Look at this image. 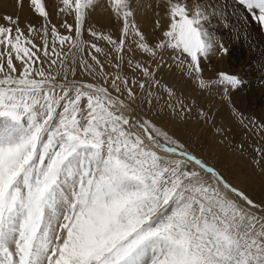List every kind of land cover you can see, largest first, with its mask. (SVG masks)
Masks as SVG:
<instances>
[{"label": "snow or ice", "instance_id": "6c2138e0", "mask_svg": "<svg viewBox=\"0 0 264 264\" xmlns=\"http://www.w3.org/2000/svg\"><path fill=\"white\" fill-rule=\"evenodd\" d=\"M16 6L23 26L0 18V264H264V199L189 146L195 126L219 145L234 131L209 98L223 86L243 138L232 151L256 138L264 174V121L231 104L243 79H206L202 64L230 54L214 25L250 18L264 35V0Z\"/></svg>", "mask_w": 264, "mask_h": 264}, {"label": "rangeland", "instance_id": "374dc122", "mask_svg": "<svg viewBox=\"0 0 264 264\" xmlns=\"http://www.w3.org/2000/svg\"><path fill=\"white\" fill-rule=\"evenodd\" d=\"M0 5L9 9L7 12L0 10V18L4 15H19L21 25L23 26L25 18L30 16L26 7L22 11L17 9L16 0H0ZM241 14L247 17V14L244 13L242 9ZM0 23H3L2 19H0ZM213 27L222 42L230 48V54L221 57L211 56L212 58H210L214 62L208 59L210 64L209 67H212L213 63L219 67L220 63L217 61H223L224 71L239 75L243 79L244 84L239 90H235L234 92L231 91L230 94H233L231 96V104L234 105L240 113H243L244 116L264 121V35L259 34L257 27L250 18H247L246 21L237 19L232 20L229 29L217 25ZM247 33H250L251 39H248L246 36ZM204 67L205 71L203 73L206 78V74L209 75V70L207 65H204ZM217 91L218 92H211L209 98L214 101L212 109H218L217 120H219L221 117L223 118L221 112L226 100L222 98L220 88H217ZM195 97L198 103H204L205 97L201 96L199 92H197ZM227 102L228 101H226V105L229 104V102ZM224 121L230 124L234 130L233 133L228 134V138L225 139L224 145L216 143L219 138L213 135L210 125H205L202 129L195 126L198 129L196 135L200 137V140L195 144L190 143L189 146L192 150L196 151L198 155H202L207 162L210 158L208 154L213 153L218 161L214 162L218 166L217 168H221V172L226 179L233 181L232 177L234 175L230 173V168L238 163H242L244 165V171H246L248 166L252 167L248 157L253 153L250 152L248 154V152L245 151L246 155L244 156V154L242 155L232 151L234 144L230 143V141L239 143L243 138L240 135L238 124H233L225 119ZM181 138L185 139L187 142L186 137L181 136ZM201 141H203V147H201ZM255 141L254 138L245 140V146L251 145V143L255 144ZM226 153L232 157L228 159ZM243 182L248 186V188H244L243 190L249 195H252L253 199H262L260 196H256L254 188L258 186L264 188V174L252 167V175L243 176Z\"/></svg>", "mask_w": 264, "mask_h": 264}, {"label": "bare ground", "instance_id": "6f19581e", "mask_svg": "<svg viewBox=\"0 0 264 264\" xmlns=\"http://www.w3.org/2000/svg\"><path fill=\"white\" fill-rule=\"evenodd\" d=\"M0 10L1 11H3V12H7L9 9L8 8H6V7H4V6H2V5H0ZM69 22H71V18H69ZM105 22H106V18H105ZM142 27L146 30V31H148L150 28H151V20L150 19H146L144 22H142ZM86 39L87 38H89V37H87V35H86V37H85ZM212 58V57H211ZM211 58H209V60L210 61H212V62H214L213 60H211ZM213 58H215V57H213ZM217 59V58H216ZM209 60L207 59V60H204V61H202V64H203V66L204 65H207L208 66V70H209V75H207L206 74V79L207 78H215V74L217 73V71H219V70H224L223 69V67H224V63H223V61H217V62H219L218 64L220 65L219 67H217L216 65H215V63H213V66L212 67H209L210 66V64H209ZM203 75H204V73H203ZM77 78L79 79V78H81L79 75L77 76ZM85 81H87V80H89V77H87L86 75L85 76H83L82 77ZM182 87H184L185 89H187V91H188V93H189V95H191L192 97H195L196 95H197V91H195L194 90V85L193 84H189V83H183L182 84ZM217 88H220V90H221V92H222V88H223V86H216V85H213L212 87H211V92H218L217 91ZM234 92V91H233ZM215 95V94H214ZM233 94H231V96H232ZM196 98V97H195ZM202 98V97H201ZM203 100V99H202ZM228 103V102H227ZM229 111H230V106H229V104H227L226 105V101H225V105H223V110H222V114H223V118L225 119V120H227V121H230V122H232L233 124L235 123V122H233V120L230 118V116H229ZM236 124V123H235ZM233 133V132H232ZM254 140H256V138H254ZM256 142V141H255ZM251 144H253V143H251ZM245 151L246 152H248V154L250 153V152H252L253 153V150H252V148L249 146V145H247V146H245ZM227 154V153H226ZM228 155V154H227ZM246 154H244V156H245ZM208 156L210 157L209 158V160H208V163L209 164H211V165H214V166H216V167H218L214 162H216L217 161V159L215 158L216 156L213 154V153H210V154H208ZM215 156V157H214ZM243 156V157H244ZM232 156L230 155H228L227 156V158L228 159H230ZM212 159V160H211ZM245 159V158H244ZM249 159V158H248ZM218 162V161H217ZM235 166V167H234ZM232 168H230V173L232 174V175H234L233 177H232V179H233V181H230V182H232L235 186H237V187H241L242 189H244V188H248V186H247V184L245 183V182H243V176H250V175H252V167H250V166H248L247 167V169H246V171H244V165L242 164V163H238L237 165H234ZM219 170L221 171V168H219ZM254 190L256 191V196L257 197H261L262 199H264V188L262 187V186H258V187H255L254 188ZM251 197H253L252 195H250Z\"/></svg>", "mask_w": 264, "mask_h": 264}]
</instances>
